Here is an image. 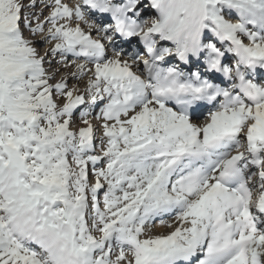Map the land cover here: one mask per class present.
<instances>
[{
  "label": "snow or ice",
  "instance_id": "obj_1",
  "mask_svg": "<svg viewBox=\"0 0 264 264\" xmlns=\"http://www.w3.org/2000/svg\"><path fill=\"white\" fill-rule=\"evenodd\" d=\"M0 264H264V0H0Z\"/></svg>",
  "mask_w": 264,
  "mask_h": 264
}]
</instances>
